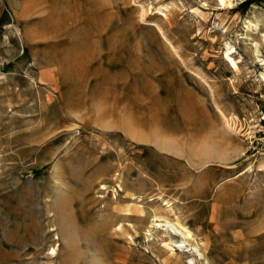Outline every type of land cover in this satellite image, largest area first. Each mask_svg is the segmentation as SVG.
I'll return each mask as SVG.
<instances>
[{"label":"rangeland","instance_id":"1","mask_svg":"<svg viewBox=\"0 0 264 264\" xmlns=\"http://www.w3.org/2000/svg\"><path fill=\"white\" fill-rule=\"evenodd\" d=\"M263 128L264 0H0V264H264Z\"/></svg>","mask_w":264,"mask_h":264},{"label":"bare ground","instance_id":"2","mask_svg":"<svg viewBox=\"0 0 264 264\" xmlns=\"http://www.w3.org/2000/svg\"><path fill=\"white\" fill-rule=\"evenodd\" d=\"M255 27H257V26H255ZM221 114L223 115V117H224V119H225V122H226L227 126L230 127V128H232V126H233V124L231 123L232 121H231L230 119L226 118V117H225V114H223L222 111H221ZM232 120H233V119H232ZM223 121H224V120H223ZM227 126H226V127H227ZM169 226H171V230H172L173 233L182 235V232H180L179 228H178L175 224H172V223H171Z\"/></svg>","mask_w":264,"mask_h":264},{"label":"built area","instance_id":"3","mask_svg":"<svg viewBox=\"0 0 264 264\" xmlns=\"http://www.w3.org/2000/svg\"><path fill=\"white\" fill-rule=\"evenodd\" d=\"M262 132H263V134H264V128H263Z\"/></svg>","mask_w":264,"mask_h":264}]
</instances>
